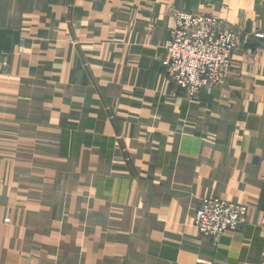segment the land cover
Returning <instances> with one entry per match:
<instances>
[{
	"label": "crops",
	"instance_id": "0c3cea01",
	"mask_svg": "<svg viewBox=\"0 0 264 264\" xmlns=\"http://www.w3.org/2000/svg\"><path fill=\"white\" fill-rule=\"evenodd\" d=\"M178 11L242 29L198 99L162 72ZM260 33L264 0H0V264H264ZM209 197L239 229L195 228Z\"/></svg>",
	"mask_w": 264,
	"mask_h": 264
},
{
	"label": "built area",
	"instance_id": "2783aa9c",
	"mask_svg": "<svg viewBox=\"0 0 264 264\" xmlns=\"http://www.w3.org/2000/svg\"><path fill=\"white\" fill-rule=\"evenodd\" d=\"M171 30L164 62L168 78L189 98L200 97L202 91L211 93L226 79L240 31L213 15L186 11L176 14ZM246 214L242 202L209 197L200 202L193 224L201 234L216 238L239 229Z\"/></svg>",
	"mask_w": 264,
	"mask_h": 264
},
{
	"label": "rangeland",
	"instance_id": "374dc122",
	"mask_svg": "<svg viewBox=\"0 0 264 264\" xmlns=\"http://www.w3.org/2000/svg\"><path fill=\"white\" fill-rule=\"evenodd\" d=\"M178 12H180V11H178ZM178 12H177V13H178ZM177 13H176V14H177ZM210 15H213V16L219 18L220 20H223V19H221L220 17H218V16H216V15H214V14H210ZM223 21H224V20H223ZM224 22H225V21H224ZM225 23H226V22H225ZM173 24H174V22L172 23V25H173ZM227 24H228V23H227ZM172 25H171V26H172ZM230 25H231V24H230ZM171 26H170V28H169V29H170V36H171V33H172ZM237 29L240 31V33L242 32V31H241V30H242L241 28H238V27H237ZM260 34H261V33H260ZM262 35H263V34H261V35H259V36H262ZM170 36H169V38H170ZM169 38L167 39V41H166V43H165V56L162 58V61H161V62H162V72L164 73V75H165V77H166L167 80H171L170 78H168L167 74L165 73V69H164V62H165V59H166V45H167V42H168ZM241 38H242V34H241ZM241 38H240V39H241ZM237 48H238V46H237ZM237 48H236V49H237ZM236 49H235V50H236ZM235 50L233 51V53L235 52ZM233 53L230 55L229 69H230V67H231V59H232ZM229 69H228V71H229ZM227 73H228V72H227ZM226 76H227V74H226ZM225 78H226V77H225ZM177 87H178V86H177ZM178 88H179V87H178ZM179 90H180V88H179ZM180 93H181L182 95L186 96L185 94H183V93L181 92V90H180ZM194 99H198V98H194ZM203 199H205V198H203ZM203 199H202V200H203ZM202 200H201V201H202Z\"/></svg>",
	"mask_w": 264,
	"mask_h": 264
}]
</instances>
